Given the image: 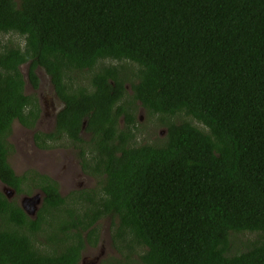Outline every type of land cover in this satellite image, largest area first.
<instances>
[{"label": "trees", "instance_id": "1", "mask_svg": "<svg viewBox=\"0 0 264 264\" xmlns=\"http://www.w3.org/2000/svg\"><path fill=\"white\" fill-rule=\"evenodd\" d=\"M37 69L61 107L34 143L68 142L93 186L15 172ZM138 109L161 137L133 139ZM0 181L43 193L29 217L0 191V264H77L101 218L137 264H264V0H0Z\"/></svg>", "mask_w": 264, "mask_h": 264}, {"label": "rangeland", "instance_id": "2", "mask_svg": "<svg viewBox=\"0 0 264 264\" xmlns=\"http://www.w3.org/2000/svg\"><path fill=\"white\" fill-rule=\"evenodd\" d=\"M23 70L25 71L26 68L23 67ZM37 75L39 77L38 86L33 88L28 82H26L24 91L26 94H34L37 99L40 100L42 120L40 118L39 121L40 123L41 121L47 123L45 126L51 129V120L53 121V119L50 112L53 107L54 110L57 108L54 91L49 82V78L42 69H37ZM137 119L143 123L142 125L137 124V130L138 128L142 129V127L143 129L135 138H133L135 141H154L157 136L161 137L165 133V128L163 126H154L152 118L147 117L142 109H138ZM147 120L149 121L147 122ZM121 122L123 124L122 119ZM29 137L30 135L27 134L24 127L15 121L8 140L14 146V151L10 154L9 159L17 171L21 172L22 170L36 169L37 171L57 178L58 181L62 183L59 188L64 195H67L71 189L93 186L92 182L94 181V178L89 175L82 174L81 177L73 178L74 175L79 172L78 165L75 164V162L78 161L73 152L62 147L63 144H57L47 150H39L32 146ZM3 188H5V186L2 187V189ZM36 192L37 191L31 195L37 194ZM21 196L24 195H19L18 200L21 199ZM96 225L98 239L96 243H88L84 246L80 260L77 264H101L106 259L108 262H112L113 259L122 258V255H124L125 258L128 257L129 260L131 259L132 264L140 263L139 260L136 261L137 263L133 261L137 256L134 252L131 254L126 247L122 250L115 248L110 239V223L107 218L99 219ZM236 238H243V236L237 234ZM88 256H91L94 259V262L89 261V258H87ZM108 262L107 264H110Z\"/></svg>", "mask_w": 264, "mask_h": 264}, {"label": "flooded vegetation", "instance_id": "3", "mask_svg": "<svg viewBox=\"0 0 264 264\" xmlns=\"http://www.w3.org/2000/svg\"><path fill=\"white\" fill-rule=\"evenodd\" d=\"M26 82H27V80H26ZM54 98H55V100H56V106H57V108H56V110H54L53 108L51 109V112H50V115L52 116V119H53V121L51 120V123H52V128L50 129V128H47L46 126H45V124H47V123H44L43 121H41V123H40V121H39V119L41 118V120H42V117H41V105H40V100L38 99V103H39V107H40V115H39V117L37 118V120H36V123L34 124V127H32V128H28V127H25V126H23L22 125V127H24V129H25V131H27V134H29L30 135V141L32 142V146L33 147H35L36 149H39V150H47V148H41V147H38V146H36L35 145V143H34V140H33V135H34V133L36 132V131H42V132H50V131H53L54 130V127H55V121H54V114L60 109V107H61V102H60V100L57 98V96L54 94ZM58 102V103H57ZM51 106H53V105H51ZM50 106V107H51ZM81 134H82V136L85 138V139H87L88 137H89V134L87 133V132H83V130L81 131ZM62 143H65V144H63V148H65L66 150H69V151H71V152H73L74 154H75V157H76V159H77V161L78 162H75V164L76 165H78V170H79V172L78 173H76V175H74V177L73 178H76V177H81V175L82 174H84V172H82V170H81V167H80V165H79V158H78V155H77V151L76 150H74V148L72 147V146H70L69 145V143L68 142H61V141H57V143H56V141H55V145H57V144H62ZM66 143H68V144H66ZM49 149V148H48ZM65 158V157H64ZM15 170V169H14ZM15 172L18 174V173H21V172H23V170L21 171V172H19V171H17V170H15ZM38 172H40V171H38ZM42 173V172H41ZM46 175H48V174H46ZM50 176V175H49ZM51 177V176H50ZM52 178H54V177H52ZM56 181H57V183H58V186H61V182L60 181H58V179L57 178H54ZM6 187V185L3 183V182H1L0 181V191L2 192L3 190H2V187ZM7 187H9V186H7ZM11 188V187H10ZM13 189V188H12ZM60 189V188H59ZM36 193L37 194H39L40 195V203H39V205L37 206V209L39 208V206H40V204H41V200H42V197H43V193L39 190V189H36ZM3 194L5 195V197L7 198V199H12L13 197H15V196H17V201L19 202V197H18V195H17V193H16V191L13 189V192H12V194H11V196H7L4 192H3ZM62 194V193H61ZM19 195H26V194H21V193H19ZM62 195H64V194H62ZM20 204V203H19ZM37 209H36V211H37ZM35 215H36V213H35ZM29 217H31V216H29ZM35 217V216H34ZM84 244L85 245H87L88 244V242H84ZM90 244V243H89ZM84 248V247H83ZM82 252V251H81ZM87 258H89V261H93L94 262V259L91 257V256H88ZM79 262V261H78Z\"/></svg>", "mask_w": 264, "mask_h": 264}, {"label": "water", "instance_id": "4", "mask_svg": "<svg viewBox=\"0 0 264 264\" xmlns=\"http://www.w3.org/2000/svg\"><path fill=\"white\" fill-rule=\"evenodd\" d=\"M2 190L7 196H11L13 192V189L7 186ZM19 203L28 216L34 217L36 213L37 205L40 203V195L34 194V195L21 196Z\"/></svg>", "mask_w": 264, "mask_h": 264}]
</instances>
